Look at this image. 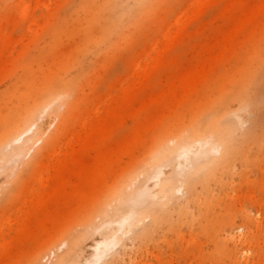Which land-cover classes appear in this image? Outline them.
<instances>
[{"label":"rangeland","instance_id":"obj_1","mask_svg":"<svg viewBox=\"0 0 264 264\" xmlns=\"http://www.w3.org/2000/svg\"><path fill=\"white\" fill-rule=\"evenodd\" d=\"M47 86L69 98L34 117L31 157L0 165V264L68 256L122 174L212 104L244 124L228 138L231 162L182 185L155 225L146 214V236L113 223L124 240L99 264H264V0H0V134L24 126ZM189 166L171 158L162 178L189 181ZM106 228L88 229L66 264H93Z\"/></svg>","mask_w":264,"mask_h":264},{"label":"bare ground","instance_id":"obj_2","mask_svg":"<svg viewBox=\"0 0 264 264\" xmlns=\"http://www.w3.org/2000/svg\"><path fill=\"white\" fill-rule=\"evenodd\" d=\"M124 15L125 14L122 12H117V14L113 16V26L118 25ZM58 85H60V83H58ZM62 85H65L64 87L67 88L71 83ZM57 87L47 86L44 91L40 93L39 97L34 99L26 113L27 119L23 127H17L12 131L0 134V139L7 138L3 148L0 146V151L2 149V152L6 155L4 158L0 157V165L1 163L7 164L9 162L19 163L23 155L31 157L33 150L38 147L42 141L38 122H33L34 117L37 116V114L44 115L52 105L58 103L64 105L69 98V94L63 91L59 93L58 91L60 89ZM238 96L239 93L237 98ZM49 99L51 100L43 107L44 109L41 108L43 102ZM205 110L207 113H210V116L195 120L192 124V128L189 129L188 125H184L178 130H167L165 134L161 135L159 147L152 153V156L154 154H159L160 157L158 159L154 161H146L143 159L139 161V163L137 162L131 165V167L122 174L123 180L125 179V181L122 182L104 202L100 203L97 207L98 214L95 218L89 216L85 218L81 224L82 228L79 236L74 240L70 252L67 253L68 256H60L55 264L73 263L74 259L78 256L77 251L81 241L91 234L89 232L90 229L96 231L100 227L107 226L106 233L108 235L104 239L98 241L94 246V263L99 264L107 250L109 248H115L112 245L118 244L117 231L111 228L113 223H116L121 228L123 226L141 227V235L146 236L148 234V229L151 230L153 225L156 224L157 218H159L158 212L161 209L159 206L162 202L171 201V197L176 194L178 195L186 183L188 189H191V182L195 178H201L200 172L202 170L214 171L220 165H227L231 162L234 150L231 148L228 138L233 132L232 129L235 123L241 126L244 125L242 119L236 113L237 111L234 112L227 105L220 106L212 104L209 108H205ZM37 137L40 138L38 139ZM218 156H220L221 159L219 162H216L215 160ZM171 158L189 161V170L195 171L193 179L188 181L186 176H184L181 180L175 175L162 178L165 163ZM182 166L183 164L177 161L176 167L180 168V171L186 170V168L183 169ZM181 173H183V171ZM18 175L22 176L23 172H20ZM208 175L209 174L204 175L203 178L207 180L209 177ZM151 180L155 181L154 186H160L159 192L154 191L153 186L149 185ZM178 182L181 183V186L177 185ZM148 213L151 214L153 223L150 227L144 225L147 217L146 214ZM115 217L117 218L113 219ZM118 233H120V231ZM123 240L124 239H122L121 242ZM121 242H119V244H121ZM31 264L43 263L37 256Z\"/></svg>","mask_w":264,"mask_h":264}]
</instances>
